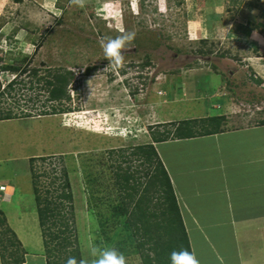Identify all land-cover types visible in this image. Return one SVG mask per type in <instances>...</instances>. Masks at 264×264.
<instances>
[{
	"label": "rangeland",
	"instance_id": "1",
	"mask_svg": "<svg viewBox=\"0 0 264 264\" xmlns=\"http://www.w3.org/2000/svg\"><path fill=\"white\" fill-rule=\"evenodd\" d=\"M226 1L87 0L84 8H78L69 0H0V68L13 63L28 71L37 69L40 76L48 69H66L76 80L68 87L70 100L59 103L47 99L43 81L36 90L29 89V72L0 69V114L16 117L0 121V183L8 187L7 181L13 180L6 192L11 201L0 198V210L24 252L44 254L33 174L40 195L51 202L62 191L65 174L73 217L67 202L61 214L69 218L81 259L91 264V240L117 248L127 264H140L126 216L117 211L127 200L117 185L116 173L121 171L115 167L126 160L124 168H147L129 163L134 160L130 150L148 143L149 133L157 127L154 95L162 99L164 90L176 95L177 86L183 84L193 94L200 90L199 98L207 102L222 95L233 101V108L221 110L229 117L224 127L264 121V98L252 100L264 96V87L249 81L255 67L244 68L254 65V57H264V39L252 33L264 38V29L256 26L258 21L264 23V16L248 22L246 15H236V4L247 0H228L233 1L230 8ZM258 2L254 11L264 15V0ZM213 5L224 9L212 12ZM126 32H134L135 39L122 50L124 66L113 70L104 59L101 38ZM86 68L92 69L89 76ZM257 69L264 76L263 69ZM16 75L26 86L4 89ZM209 85L216 87L215 94L203 91ZM35 157L46 161L38 158L30 164Z\"/></svg>",
	"mask_w": 264,
	"mask_h": 264
},
{
	"label": "crops",
	"instance_id": "2",
	"mask_svg": "<svg viewBox=\"0 0 264 264\" xmlns=\"http://www.w3.org/2000/svg\"><path fill=\"white\" fill-rule=\"evenodd\" d=\"M233 1H226L228 8ZM247 1L236 4V15H246L248 22L260 17L262 20L264 15L254 11L259 0L252 5ZM212 7V12L224 9L221 5ZM258 22V30L264 29V23ZM252 33L264 39L257 31ZM253 61L254 65L264 66L262 56L254 57ZM254 65L244 67H255L254 73L248 74L249 81L253 83L250 78L254 76L262 79L263 84L264 76L258 74L257 68L264 73V67ZM212 75L218 79L219 75L214 72ZM194 84L195 88L200 87ZM262 84L254 86L263 88ZM182 85L177 86L176 95L164 90L163 98L159 99L153 94L157 127L149 133L148 143L171 182L190 250L199 264H264V126L258 123L224 127L229 117H224L222 109L233 108V101L222 95L207 102L199 98L200 90L193 94L189 86L183 89ZM203 91L215 94L216 87L209 85ZM190 109L192 114L188 113ZM218 116L225 120L214 133L178 136L174 132L184 120ZM7 182L12 186L13 180ZM24 259V264L29 260L31 264H46L45 257L38 253L26 252Z\"/></svg>",
	"mask_w": 264,
	"mask_h": 264
},
{
	"label": "trees",
	"instance_id": "3",
	"mask_svg": "<svg viewBox=\"0 0 264 264\" xmlns=\"http://www.w3.org/2000/svg\"><path fill=\"white\" fill-rule=\"evenodd\" d=\"M12 1L17 3L21 0ZM58 7L62 12L65 11V7L63 8L61 5ZM196 52L206 54L202 50ZM0 69L19 72L20 75L29 72V89L36 90L39 83L43 81L47 99L59 103L70 100L69 88L71 89L72 83L76 81L73 72L66 69H48L44 76H40L37 69L33 68L28 71L26 66H15L13 63L4 64ZM91 70V68H86L85 76H89ZM21 79L17 83H11L9 89H12L15 84L26 86V83ZM250 79L258 86L263 82L262 79L254 78V76H251ZM262 98L264 96H252V100H261ZM53 111L52 114H56V110ZM14 118L16 117H11L10 113L0 114V121ZM224 120L223 116L184 120L177 125L174 132L178 136L214 133ZM259 124L264 126V121ZM200 129L203 132H196ZM130 152H132L131 156L134 160L131 159L129 163L139 162V165L147 168L139 170V166L133 169L131 165H126L124 168L122 163H125L126 160L116 165L117 171H121V173H116V182L119 189L124 191V198L127 200L117 211L126 216L127 227L132 231L137 242L140 264H169V254L172 250L188 249L191 251L171 182L151 144L134 146ZM35 159L38 158H30V164L33 165ZM39 159L41 162L46 161V158ZM32 177L34 202L41 229L42 249L46 264H66L69 256H75L79 261L81 257L78 248L74 247L76 237L74 239L72 236L71 223H69V218L67 219L61 214L65 209L63 203L67 202L70 217H73L72 196L67 191L68 180L65 178V174L62 185L59 186L62 191L56 197L57 200H63L59 203L56 199L55 202H51L46 197L43 198L38 190L36 175L33 174ZM25 254L22 243L7 225L5 215L0 210V263L24 264Z\"/></svg>",
	"mask_w": 264,
	"mask_h": 264
},
{
	"label": "clouds",
	"instance_id": "4",
	"mask_svg": "<svg viewBox=\"0 0 264 264\" xmlns=\"http://www.w3.org/2000/svg\"><path fill=\"white\" fill-rule=\"evenodd\" d=\"M69 3L72 6L84 8L86 6L87 0H69ZM134 39V32L122 33L121 35L115 38H101L100 46L103 52L104 59L108 62L107 66L110 65L113 70H119L120 68H122L125 62L122 50L127 45L131 44ZM18 80L20 79H17L16 75L13 79L8 82L4 89L11 83H17ZM138 91L141 92L142 90L139 89ZM262 109H264V107ZM0 187H4V189L0 190L1 201L9 203L11 196L6 193L7 189L9 188V185L7 187L6 184L0 183ZM88 249L89 255L92 258L91 264H127V259L125 255L115 247L100 246L90 240L88 244ZM66 264H89V261L86 259H80L78 261L75 256H69L66 260ZM169 264H199V261L192 251H189L188 249H180L172 250L170 252Z\"/></svg>",
	"mask_w": 264,
	"mask_h": 264
},
{
	"label": "built area",
	"instance_id": "5",
	"mask_svg": "<svg viewBox=\"0 0 264 264\" xmlns=\"http://www.w3.org/2000/svg\"><path fill=\"white\" fill-rule=\"evenodd\" d=\"M261 105H264V104H261ZM258 108H259V107H258ZM1 189H4V187H0V190H1Z\"/></svg>",
	"mask_w": 264,
	"mask_h": 264
}]
</instances>
